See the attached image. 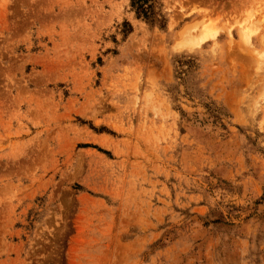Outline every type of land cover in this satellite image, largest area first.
Segmentation results:
<instances>
[{"label":"rangeland","instance_id":"rangeland-1","mask_svg":"<svg viewBox=\"0 0 264 264\" xmlns=\"http://www.w3.org/2000/svg\"><path fill=\"white\" fill-rule=\"evenodd\" d=\"M153 12L0 0V264H264V0Z\"/></svg>","mask_w":264,"mask_h":264},{"label":"trees","instance_id":"trees-1","mask_svg":"<svg viewBox=\"0 0 264 264\" xmlns=\"http://www.w3.org/2000/svg\"><path fill=\"white\" fill-rule=\"evenodd\" d=\"M153 1L154 0H131V6L135 9L138 16L145 19H153Z\"/></svg>","mask_w":264,"mask_h":264},{"label":"bare ground","instance_id":"bare-ground-1","mask_svg":"<svg viewBox=\"0 0 264 264\" xmlns=\"http://www.w3.org/2000/svg\"><path fill=\"white\" fill-rule=\"evenodd\" d=\"M247 12H248V11H247ZM249 12H250V11H249ZM245 14H247V13H245ZM249 16H250V14H249ZM243 17H244V16H243ZM245 17H246V15H245ZM249 18H250V17H249ZM243 19H244V18H243ZM246 19H247V18H246ZM236 21H237V20H236ZM244 21H245V20H244ZM256 22H257V21H256ZM252 23H253V22H252ZM194 24H195V23H194ZM207 24H208V22H207ZM212 24H213V23H212ZM249 24H250V27H251V23H249ZM249 24H248V25H249ZM196 25H197V24H196ZM202 26H203V25H202ZM204 26H205V27H203V29L200 27V28L202 29V30H200V31H201L203 34H206V35H207V34H208V35H209V34H212L211 32H213V33L215 32V33H216V31H215L216 29H215V28L218 27V26H216V25H215V26H214V25H211V23H210V25L208 24L207 26H206V23H205ZM253 26H254V25H253ZM196 27H197V26H196ZM240 27H242V26H240ZM198 29H199V28H198ZM250 29H251V28H250ZM253 29H254V28H253ZM253 29H251V30H253ZM200 31H198V33H199ZM209 32H210V33H209ZM239 32L241 33V35H242V37H243V39H244V40H243V39H242V40L246 43V42L248 41V39H249V36H248V35H249V29H248L247 27H246V28L243 27V28L239 29ZM215 33H214V34H215ZM242 40H241V41H242Z\"/></svg>","mask_w":264,"mask_h":264}]
</instances>
